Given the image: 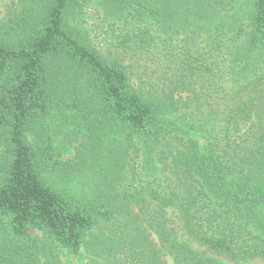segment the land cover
Instances as JSON below:
<instances>
[{
    "label": "trees",
    "instance_id": "obj_1",
    "mask_svg": "<svg viewBox=\"0 0 264 264\" xmlns=\"http://www.w3.org/2000/svg\"><path fill=\"white\" fill-rule=\"evenodd\" d=\"M99 1L98 43L86 0L0 19V264L264 261V0Z\"/></svg>",
    "mask_w": 264,
    "mask_h": 264
},
{
    "label": "rangeland",
    "instance_id": "obj_2",
    "mask_svg": "<svg viewBox=\"0 0 264 264\" xmlns=\"http://www.w3.org/2000/svg\"><path fill=\"white\" fill-rule=\"evenodd\" d=\"M16 2L17 0H0V19H4L6 17L9 7L13 6V4H16ZM112 20L113 18L108 16L101 8L99 0H86V4L82 9V13L76 17H70V22L72 25L76 26L82 31H85L87 35L91 34L94 37H97L98 39L90 37L95 40L96 43L102 41V38L106 36V33L108 32V24L109 22H112ZM64 111L66 116L62 115L58 110H52L51 115L46 122L52 131L56 155L61 161L66 162L72 158L74 154V147L79 142L75 128H78V124L81 128L82 122H79L78 115L74 114L73 111ZM139 160H141V158ZM74 182L80 185L77 179H75ZM168 227L171 232L177 235L178 238H187L185 235H183L182 230L178 226V222L173 216H171L170 222H168ZM30 232L33 235H42L41 231L33 228L30 229ZM82 251L85 257L87 254L84 250ZM167 257L170 258L169 255H167ZM61 258L66 264H83L87 261V259H81L79 256L67 255L66 257L62 255ZM243 264H264V261L256 258Z\"/></svg>",
    "mask_w": 264,
    "mask_h": 264
}]
</instances>
